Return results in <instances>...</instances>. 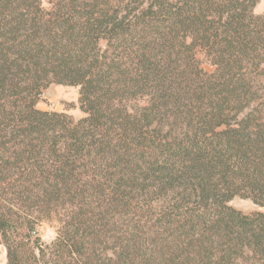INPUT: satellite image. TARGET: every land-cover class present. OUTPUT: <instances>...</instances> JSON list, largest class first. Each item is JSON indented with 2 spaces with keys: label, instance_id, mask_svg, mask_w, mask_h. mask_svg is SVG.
Here are the masks:
<instances>
[{
  "label": "trees",
  "instance_id": "1",
  "mask_svg": "<svg viewBox=\"0 0 264 264\" xmlns=\"http://www.w3.org/2000/svg\"><path fill=\"white\" fill-rule=\"evenodd\" d=\"M257 3L0 0L5 264H264ZM52 84L82 118L36 108Z\"/></svg>",
  "mask_w": 264,
  "mask_h": 264
},
{
  "label": "rangeland",
  "instance_id": "2",
  "mask_svg": "<svg viewBox=\"0 0 264 264\" xmlns=\"http://www.w3.org/2000/svg\"><path fill=\"white\" fill-rule=\"evenodd\" d=\"M254 13H264V0H258L254 8ZM78 97L77 88L52 84L41 92L36 103V108L41 111L66 114L74 120H79L83 117V114L79 110ZM230 205L245 214L261 211V209L255 206L251 201L239 198L233 199ZM56 230V223L46 222L38 229V235L42 242L49 243L54 239ZM5 263L6 249L0 241V264Z\"/></svg>",
  "mask_w": 264,
  "mask_h": 264
}]
</instances>
